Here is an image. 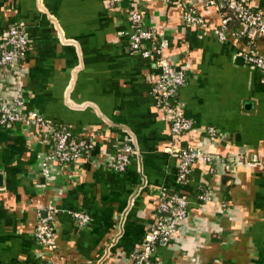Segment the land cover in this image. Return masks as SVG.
Masks as SVG:
<instances>
[{"label":"crops","instance_id":"0c3cea01","mask_svg":"<svg viewBox=\"0 0 264 264\" xmlns=\"http://www.w3.org/2000/svg\"><path fill=\"white\" fill-rule=\"evenodd\" d=\"M181 0H0V42L10 25L27 41L15 61L20 74L0 75V98L19 110L92 140L77 161H49L47 132L30 122L0 125V264H140L130 256L154 218L159 193L187 200L186 218L154 249L157 264H264V74L244 63V39L218 41V14L189 0L203 23L180 18ZM264 8V0H244ZM167 43L165 60L184 73L175 100L192 121L181 143L223 161H196L188 181H175L168 125L150 86L158 69L128 48V12ZM233 25V24H232ZM264 54V39L254 40ZM208 126L215 129L210 143ZM135 153L124 171L109 163L121 144ZM210 195L197 199L198 187ZM52 207L56 244L50 252L33 236L36 212ZM87 214L76 226L70 211Z\"/></svg>","mask_w":264,"mask_h":264},{"label":"built area","instance_id":"2783aa9c","mask_svg":"<svg viewBox=\"0 0 264 264\" xmlns=\"http://www.w3.org/2000/svg\"><path fill=\"white\" fill-rule=\"evenodd\" d=\"M204 10H213L219 20L214 34L218 41H224L229 34L236 39H244L248 45L242 53L245 64L264 74V54L257 53L253 47L254 40L264 39V8H252L244 0H200ZM180 18L187 24H202L203 16L189 0L180 1ZM129 30L119 31L125 35L128 48L137 52L142 58H151L158 69L156 80L150 86L154 105L159 108L168 125L170 144L163 151L176 159L175 181H188L191 166L196 161L207 166L208 173L214 171L213 165L223 161L220 155L211 154L200 146L181 143L180 137L190 130L192 121L183 115L175 100L176 89L184 82V73L181 69L167 62L163 57V50L167 43L153 29L143 24L141 14L133 9L128 12ZM233 24V25H232ZM27 41L24 34L15 26L10 25L0 42V75L14 73V78L20 74L15 61L24 57L27 52ZM20 101L17 97L10 100L0 98V125L34 123L47 133L48 152L43 157L40 171L47 174L49 161L61 165L70 164L86 155L92 148L89 137H74L64 125H55L32 111L19 110ZM206 132L212 144L215 138V129L208 126ZM135 153L134 144L128 139L121 144L110 161V167L122 172L127 167L131 156ZM197 199L205 202L210 195L201 186L198 187ZM187 200L176 192L170 194L159 193L154 218L144 233L139 248L131 253L133 260L140 264H157L154 260V249L158 244L166 243L171 235L179 228L186 218ZM54 214L52 207H41L37 210V223L33 230L35 240L48 251L52 252L56 244L52 238L51 226ZM70 216L76 226L83 227L88 223V216L81 211H70ZM41 264H58L51 259L44 258Z\"/></svg>","mask_w":264,"mask_h":264},{"label":"trees","instance_id":"16d2710c","mask_svg":"<svg viewBox=\"0 0 264 264\" xmlns=\"http://www.w3.org/2000/svg\"><path fill=\"white\" fill-rule=\"evenodd\" d=\"M66 129L70 131L69 128L66 127ZM70 133H71V135L74 136V137H81L79 134H75V133H73V132H71V131H70ZM40 264H41V263H40Z\"/></svg>","mask_w":264,"mask_h":264}]
</instances>
